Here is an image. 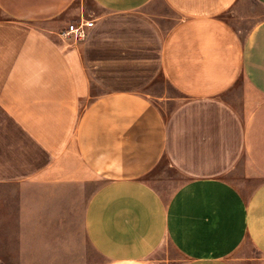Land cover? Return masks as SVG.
I'll return each mask as SVG.
<instances>
[{
	"label": "crops",
	"instance_id": "crops-1",
	"mask_svg": "<svg viewBox=\"0 0 264 264\" xmlns=\"http://www.w3.org/2000/svg\"><path fill=\"white\" fill-rule=\"evenodd\" d=\"M75 1L0 0V186L23 193L0 200L17 241L0 264H53L72 241L73 186L44 177L72 142L105 180L82 216L101 264H158L165 243L178 264H264V0H162L166 27L156 0H92L69 43ZM77 68L106 88L83 106ZM158 73L181 95L167 115L138 90ZM163 158L186 177L166 197L141 180Z\"/></svg>",
	"mask_w": 264,
	"mask_h": 264
},
{
	"label": "rangeland",
	"instance_id": "rangeland-1",
	"mask_svg": "<svg viewBox=\"0 0 264 264\" xmlns=\"http://www.w3.org/2000/svg\"><path fill=\"white\" fill-rule=\"evenodd\" d=\"M157 10L159 12H166V23L164 27L167 26L168 21L172 20V13L166 8V5L162 0H156ZM74 7H79L82 9L85 19L93 20V18L102 14L103 10L100 9L92 0H76ZM260 13V10H258ZM168 12V13H167ZM256 12V11H255ZM75 19L67 21V26L70 23H75ZM67 30V29H66ZM166 29H162V33H165ZM65 33V32H64ZM66 35V34H65ZM65 41L71 43L74 42L73 35L69 34L63 37ZM83 39V38H82ZM62 40V41H63ZM76 42V41H75ZM79 87L82 96L83 106L88 100H90L94 95L103 92L106 88L101 87L94 81H87L83 74L77 68ZM140 91L148 94L159 107V109L167 115L181 100V95L170 85V83L164 78L161 73H158L154 77L153 81L148 84L139 87ZM87 100V101H86ZM243 161L238 163L236 169L230 174V178L234 180L242 179L243 175ZM58 174L54 176H44L49 180L58 179L59 182L71 184V193L73 197V225L72 234L73 239L70 243L67 241V249L62 250L55 246V254H51L48 257V262L53 264H101L106 257H103L99 252H97L91 245V243L86 239L84 234L82 216L84 211V206L87 199L91 194L105 183L102 178L93 175L90 171L86 170L82 161L78 158L76 151L74 149L73 142L69 146L68 151L60 158L58 161ZM185 176L179 173L174 167H172L167 159H162L152 171L141 178L142 181L151 184L165 197L169 195L174 188H176L181 182L185 180ZM38 179V178H37ZM50 181V180H49ZM47 182V181H46ZM255 181L247 180L245 185L248 189H251L252 184ZM21 184L10 183L0 186V200H12L16 201L23 194L21 189ZM8 210V208H6ZM12 211L15 209H11ZM1 236L4 237L0 231V255H3L5 259H14L16 257V240H1ZM64 242L62 241V244ZM12 245V246H11ZM243 253L249 255H257V252L253 249L251 245H246ZM154 261L158 264H178V255L174 252L173 248L165 243L160 246L158 250L152 255ZM244 264H251V260H244Z\"/></svg>",
	"mask_w": 264,
	"mask_h": 264
},
{
	"label": "built area",
	"instance_id": "built-area-1",
	"mask_svg": "<svg viewBox=\"0 0 264 264\" xmlns=\"http://www.w3.org/2000/svg\"><path fill=\"white\" fill-rule=\"evenodd\" d=\"M94 22L90 19H81L79 22L70 23L64 34L73 35L75 38H84L87 34L88 28L93 26Z\"/></svg>",
	"mask_w": 264,
	"mask_h": 264
}]
</instances>
